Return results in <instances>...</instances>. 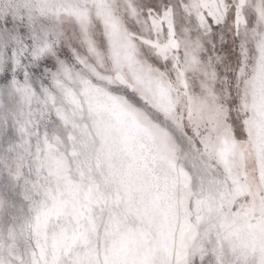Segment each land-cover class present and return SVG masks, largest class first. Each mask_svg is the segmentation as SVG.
I'll use <instances>...</instances> for the list:
<instances>
[{"label": "snow or ice", "instance_id": "6c2138e0", "mask_svg": "<svg viewBox=\"0 0 264 264\" xmlns=\"http://www.w3.org/2000/svg\"><path fill=\"white\" fill-rule=\"evenodd\" d=\"M0 264H264V0H0Z\"/></svg>", "mask_w": 264, "mask_h": 264}]
</instances>
